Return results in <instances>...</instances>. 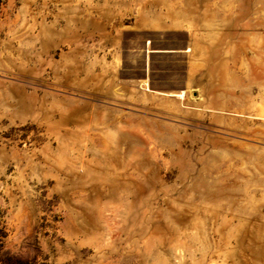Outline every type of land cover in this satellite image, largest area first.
Masks as SVG:
<instances>
[{
	"label": "rangeland",
	"instance_id": "obj_1",
	"mask_svg": "<svg viewBox=\"0 0 264 264\" xmlns=\"http://www.w3.org/2000/svg\"><path fill=\"white\" fill-rule=\"evenodd\" d=\"M0 225L31 264H264V0H0Z\"/></svg>",
	"mask_w": 264,
	"mask_h": 264
},
{
	"label": "trees",
	"instance_id": "obj_2",
	"mask_svg": "<svg viewBox=\"0 0 264 264\" xmlns=\"http://www.w3.org/2000/svg\"><path fill=\"white\" fill-rule=\"evenodd\" d=\"M8 232L4 225H0V264H31L30 260L12 252L6 247ZM34 256L31 258L33 260Z\"/></svg>",
	"mask_w": 264,
	"mask_h": 264
},
{
	"label": "bare ground",
	"instance_id": "obj_3",
	"mask_svg": "<svg viewBox=\"0 0 264 264\" xmlns=\"http://www.w3.org/2000/svg\"><path fill=\"white\" fill-rule=\"evenodd\" d=\"M178 97H181L183 95V91H179V92H175V93H172Z\"/></svg>",
	"mask_w": 264,
	"mask_h": 264
}]
</instances>
